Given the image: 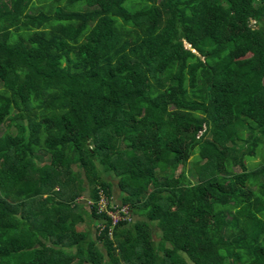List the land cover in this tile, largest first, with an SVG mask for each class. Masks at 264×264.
Returning a JSON list of instances; mask_svg holds the SVG:
<instances>
[{"label": "trees", "instance_id": "trees-1", "mask_svg": "<svg viewBox=\"0 0 264 264\" xmlns=\"http://www.w3.org/2000/svg\"><path fill=\"white\" fill-rule=\"evenodd\" d=\"M0 126V264H264V0H0Z\"/></svg>", "mask_w": 264, "mask_h": 264}, {"label": "rangeland", "instance_id": "rangeland-1", "mask_svg": "<svg viewBox=\"0 0 264 264\" xmlns=\"http://www.w3.org/2000/svg\"><path fill=\"white\" fill-rule=\"evenodd\" d=\"M2 130H3V127L0 126V134L2 133ZM261 161V154H257L256 156H254L253 158H251L250 160L247 161V166L250 168V167H253V166H256L257 164H259ZM193 160H192V157L189 158L188 162L185 164V170H186V175L188 176V178L192 181V182H195L197 181V175L194 173V171L192 170V165H193ZM181 169V166L177 168V170L175 171L176 174L180 171ZM236 170H239L238 167H235ZM114 182V187H113V193H114V198L116 200V196L118 195V188H117V185H116V182L115 180L113 181ZM90 228L91 230L93 231L94 229V225L90 224Z\"/></svg>", "mask_w": 264, "mask_h": 264}, {"label": "built area", "instance_id": "built-area-1", "mask_svg": "<svg viewBox=\"0 0 264 264\" xmlns=\"http://www.w3.org/2000/svg\"><path fill=\"white\" fill-rule=\"evenodd\" d=\"M90 202V201H88ZM99 209H104L106 213L111 217L112 223L115 224L119 219H121L122 215H120V211L127 212V208L125 206L121 208H115V209H108L106 207V199L103 195H100V198L98 200Z\"/></svg>", "mask_w": 264, "mask_h": 264}]
</instances>
